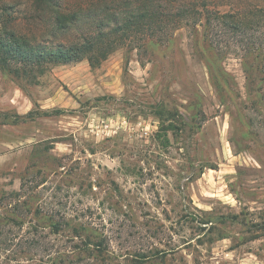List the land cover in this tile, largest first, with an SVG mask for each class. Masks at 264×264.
I'll use <instances>...</instances> for the list:
<instances>
[{"label":"rangeland","instance_id":"374dc122","mask_svg":"<svg viewBox=\"0 0 264 264\" xmlns=\"http://www.w3.org/2000/svg\"><path fill=\"white\" fill-rule=\"evenodd\" d=\"M188 1L221 13L264 8ZM34 2L0 0V10L25 31L45 27L49 11ZM202 25L194 18L163 43L120 48L99 68L52 67L37 83L0 69V214L20 192L29 215L41 208L97 228L122 264L156 250L166 264H264L261 74L246 71L234 35L218 51ZM161 106L187 124L161 130Z\"/></svg>","mask_w":264,"mask_h":264},{"label":"trees","instance_id":"16d2710c","mask_svg":"<svg viewBox=\"0 0 264 264\" xmlns=\"http://www.w3.org/2000/svg\"><path fill=\"white\" fill-rule=\"evenodd\" d=\"M34 3L37 10L49 11L45 27L29 24L25 31L4 10L7 5L0 10V69L17 78L37 83L52 67L84 60L91 68H99L118 49L142 50L148 41L163 43L196 18L218 51L219 38L226 34L236 37L247 58L246 71L259 70L261 76L256 80L262 84L259 91L264 92V8L235 13L200 11L188 0ZM157 118L165 131L173 126L163 125L169 120L181 119L187 124L184 115L169 106L159 107ZM14 197L18 203L10 214H0V264H122L111 254L107 236L97 228L64 215H45L41 208L29 215L32 210L28 204L19 202L22 194ZM124 264H166V257L156 250L126 258Z\"/></svg>","mask_w":264,"mask_h":264}]
</instances>
